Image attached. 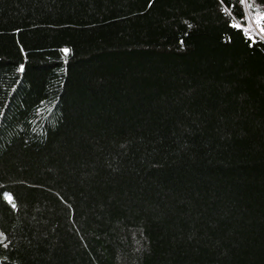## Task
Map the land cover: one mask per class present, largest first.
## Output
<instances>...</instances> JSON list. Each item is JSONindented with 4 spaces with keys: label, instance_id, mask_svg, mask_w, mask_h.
Wrapping results in <instances>:
<instances>
[{
    "label": "trees",
    "instance_id": "16d2710c",
    "mask_svg": "<svg viewBox=\"0 0 264 264\" xmlns=\"http://www.w3.org/2000/svg\"><path fill=\"white\" fill-rule=\"evenodd\" d=\"M220 8L0 0V264H264V42Z\"/></svg>",
    "mask_w": 264,
    "mask_h": 264
},
{
    "label": "snow or ice",
    "instance_id": "6c2138e0",
    "mask_svg": "<svg viewBox=\"0 0 264 264\" xmlns=\"http://www.w3.org/2000/svg\"><path fill=\"white\" fill-rule=\"evenodd\" d=\"M218 2L221 5L220 11L229 14L228 24L230 27L238 29L244 35L245 39L252 44L264 42V8L254 6L253 0H238V5L235 0L233 2H229V0H218ZM149 3H151V0H149ZM245 5L250 10L248 13L234 11L237 9V6L243 9ZM252 25H255V27H252ZM62 51L67 53L68 49H62ZM20 68L22 69L23 65ZM3 197L15 209L16 204L13 202L12 195L4 192ZM4 238L5 234L0 232V241Z\"/></svg>",
    "mask_w": 264,
    "mask_h": 264
}]
</instances>
